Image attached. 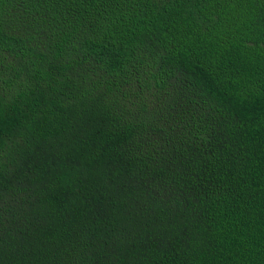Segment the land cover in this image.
<instances>
[{"label": "trees", "instance_id": "trees-1", "mask_svg": "<svg viewBox=\"0 0 264 264\" xmlns=\"http://www.w3.org/2000/svg\"><path fill=\"white\" fill-rule=\"evenodd\" d=\"M0 264H264V0H0Z\"/></svg>", "mask_w": 264, "mask_h": 264}]
</instances>
